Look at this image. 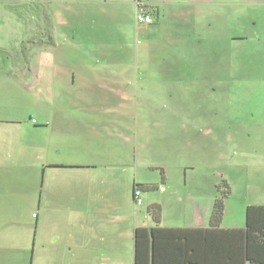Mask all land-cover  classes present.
Returning a JSON list of instances; mask_svg holds the SVG:
<instances>
[{"label":"rangeland","instance_id":"rangeland-1","mask_svg":"<svg viewBox=\"0 0 264 264\" xmlns=\"http://www.w3.org/2000/svg\"><path fill=\"white\" fill-rule=\"evenodd\" d=\"M154 6L155 36L145 39L146 29L134 25L133 0H0V159L17 163L0 187L11 191L8 200L23 180L30 188L41 174L36 143L43 138L46 158L113 160L127 189L129 178L158 182L160 189L132 202L160 201L172 224L207 226L222 181L230 189L222 226H243L245 207L264 204V0ZM79 37L86 57L111 55L101 44L122 49L124 78L78 63ZM137 56L148 64L143 81L137 72L144 65H131ZM46 120L45 134L35 127ZM71 126L68 136L60 133ZM36 211L20 216L32 249Z\"/></svg>","mask_w":264,"mask_h":264},{"label":"crops","instance_id":"crops-1","mask_svg":"<svg viewBox=\"0 0 264 264\" xmlns=\"http://www.w3.org/2000/svg\"><path fill=\"white\" fill-rule=\"evenodd\" d=\"M145 1L153 6L151 10L154 16L151 17L154 23L140 25L134 18L137 32L140 28L151 29L158 23L159 15L154 6L157 0ZM118 30V27H114L110 32ZM128 31H134L133 27ZM65 38L71 39L73 36L65 35ZM80 40L85 43V38ZM48 124L46 120L41 127L35 128H44L45 132L42 133L46 134ZM28 128L25 127L26 133L31 130ZM74 129L72 126L64 127L60 133L68 136ZM42 135L37 132V139L41 140ZM36 147L41 174L38 172L30 188H23V180L14 190L13 200H8L10 190H0V264H134V232L136 228H151L155 225L148 212L153 204L160 206L157 225L162 228L208 227L198 225L193 219L183 225L170 223L165 219L160 201L150 197H144L141 208L135 206L132 202V185L135 181L129 178L127 189L126 176L114 172L113 160L85 156L76 159L69 154L62 160L46 158L43 138L42 144L37 141ZM47 147L50 148L49 154H52L51 134ZM12 164H17L12 157L0 159V166H3L0 169V187ZM20 165L21 172L26 166ZM166 181L162 178L161 184ZM141 184H157V189L161 187L158 182ZM29 207L37 210L35 215L32 212L36 236L33 249L25 238L29 235V223L21 221L20 217L21 213L29 211ZM220 227L226 229L237 226ZM242 227L244 222L243 226L237 228Z\"/></svg>","mask_w":264,"mask_h":264},{"label":"trees","instance_id":"trees-1","mask_svg":"<svg viewBox=\"0 0 264 264\" xmlns=\"http://www.w3.org/2000/svg\"><path fill=\"white\" fill-rule=\"evenodd\" d=\"M133 2L136 23L152 25L154 20L151 16H154V11L151 10L152 13H150L148 3L145 0H133ZM139 8L145 9V12L152 18L151 22L144 23L137 20L136 15ZM152 29H146L145 39L150 38L149 34L152 37L155 36ZM78 43L80 45H77L78 48L74 47L73 52L78 63L82 66L86 64L93 66L92 64L98 63L104 70L111 71L109 75L117 74L119 78H124L126 69L122 67L127 66L128 62L123 61L120 54L122 49L101 44L99 45L101 49L110 52L111 55L102 54L95 57L91 54L86 57L83 55L85 49L82 50L84 43L81 40ZM137 43H140L139 40ZM135 44L134 42L132 45L135 46ZM81 58L89 61L84 62ZM140 63L144 65V69L137 72V79L143 81L147 79L148 71L145 68L148 64L145 61H138L137 56V61L133 60L131 65L138 67ZM136 88L135 86L132 91L140 92ZM32 123L37 126L35 120ZM221 185L224 190L220 189V196L214 198L208 227L205 228H162L157 225L160 218V206L151 205L148 212L155 225L151 228H136L134 264H264V204L246 206L244 227L221 228L225 201L230 195L228 184L222 181ZM157 188V184L133 183L132 196L134 197L135 190L148 192L157 190Z\"/></svg>","mask_w":264,"mask_h":264},{"label":"built area","instance_id":"built-area-1","mask_svg":"<svg viewBox=\"0 0 264 264\" xmlns=\"http://www.w3.org/2000/svg\"><path fill=\"white\" fill-rule=\"evenodd\" d=\"M136 17H137V20L139 22H144V23H149L152 20V18L145 12L144 8H139ZM140 193L141 192L139 190L134 191V197L133 198L137 204H140V198H139Z\"/></svg>","mask_w":264,"mask_h":264},{"label":"clouds","instance_id":"clouds-1","mask_svg":"<svg viewBox=\"0 0 264 264\" xmlns=\"http://www.w3.org/2000/svg\"><path fill=\"white\" fill-rule=\"evenodd\" d=\"M134 199V198H133ZM134 202H135V200H134ZM136 203V202H135Z\"/></svg>","mask_w":264,"mask_h":264}]
</instances>
